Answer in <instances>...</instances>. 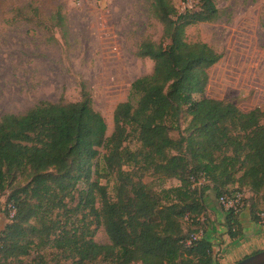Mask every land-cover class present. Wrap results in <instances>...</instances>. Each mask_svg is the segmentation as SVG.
Instances as JSON below:
<instances>
[{"label": "trees", "instance_id": "16d2710c", "mask_svg": "<svg viewBox=\"0 0 264 264\" xmlns=\"http://www.w3.org/2000/svg\"><path fill=\"white\" fill-rule=\"evenodd\" d=\"M192 1L181 12L171 0H150L161 38L142 40L135 55L150 60L152 72L116 105L109 137L84 85L78 102H39L1 116L0 195L16 186L7 198L14 215L0 231V262L49 264L42 254L26 262L47 247L59 255L54 264H213V243L204 237L188 243L203 226L197 219L208 211L205 192L220 198L247 190L264 200V106L243 112L204 96L208 71L222 55L188 42L185 32L216 22L220 12L213 0ZM51 20L63 27L59 9ZM130 139L137 150L124 146ZM101 173L116 177L113 200L91 179ZM148 175L179 186L157 193L144 182ZM255 208L251 221L264 225ZM227 212L223 221L234 240L241 233L234 229L237 214ZM98 227L108 244L94 241Z\"/></svg>", "mask_w": 264, "mask_h": 264}, {"label": "rangeland", "instance_id": "374dc122", "mask_svg": "<svg viewBox=\"0 0 264 264\" xmlns=\"http://www.w3.org/2000/svg\"><path fill=\"white\" fill-rule=\"evenodd\" d=\"M171 1L181 12L195 5L192 0ZM213 1L220 12L219 19L188 27L185 32L188 42L205 43L222 55L208 71L204 96L231 102L243 112L263 108L264 0ZM58 9L63 27L51 20ZM149 9L150 0H0V118L5 114H23L39 102H78L84 85L93 108L105 120L109 137L116 105L128 99L130 86L136 79L152 72L153 63L135 55L142 40L149 38L158 43L161 38L162 27L150 16ZM124 146L135 151L139 144L130 139ZM126 169L131 170L132 166ZM91 179L97 180L106 188L108 197L114 199L117 184L114 175L94 174ZM143 180L157 193L179 186L174 179L159 182L152 175ZM18 181L24 184L23 179ZM15 186L0 195V231L11 219L7 198ZM83 187L79 184V188ZM232 195L240 197L234 226L241 232L237 239L228 236L223 221L228 210L211 190L204 194L208 211L198 216L204 221L199 226L202 237L211 231V226L216 228L214 253L219 255V264H234L264 249L251 244L242 251L237 247L239 240L251 236L250 228L244 233L241 223L244 224L243 214L248 212L250 217L252 203L260 222L264 219L263 197L255 198L247 190ZM215 213L219 214V221ZM183 227L193 230L185 220ZM217 228L223 232L218 234ZM223 235L229 238L226 245ZM94 241L109 243L103 227L96 229ZM55 253L47 247L37 248L26 262L42 254L47 263L54 264L59 261V255L53 257Z\"/></svg>", "mask_w": 264, "mask_h": 264}, {"label": "crops", "instance_id": "0c3cea01", "mask_svg": "<svg viewBox=\"0 0 264 264\" xmlns=\"http://www.w3.org/2000/svg\"><path fill=\"white\" fill-rule=\"evenodd\" d=\"M216 219L219 221V214L215 213ZM243 219H244V224L241 223L242 227H243V231L245 232H249L248 230H246L248 227L250 228V235L249 237L245 236L243 237L241 240L238 241L237 243V247L241 248L240 251H242L245 247H247V244H251L254 246H257V248L259 249H263L264 247V225L263 226H256L250 219L248 212L243 214ZM241 222V221H240ZM256 230V232H254ZM223 230L221 228H217V233L220 234L222 233ZM260 232L261 234L258 235L257 233ZM255 235V236H254ZM204 238H207L211 243L215 244L217 243V236L215 234V232H211L209 231ZM223 242L226 243L229 241L228 236L223 235ZM236 245V244H235ZM244 245V246H243ZM223 246V245H222ZM221 246V252L220 254L224 253V249ZM215 248V247H214ZM214 250V249H213ZM246 252V251H243ZM219 255H217L215 262H213V264H219ZM225 262V261H224ZM224 264V263H223Z\"/></svg>", "mask_w": 264, "mask_h": 264}, {"label": "built area", "instance_id": "2783aa9c", "mask_svg": "<svg viewBox=\"0 0 264 264\" xmlns=\"http://www.w3.org/2000/svg\"><path fill=\"white\" fill-rule=\"evenodd\" d=\"M202 183V181L200 180V182L197 183V185H200ZM239 201H240V197L238 195H231V197H226V196H222L219 198V202L222 205V207H224L227 210H232L234 212L238 211V205H239ZM8 210L10 212V217L12 218L15 212L14 207L11 204L7 205ZM198 221H201V219H197ZM202 232H200L199 235H192L190 240L188 241V243H190V241H194L197 240L199 238H202Z\"/></svg>", "mask_w": 264, "mask_h": 264}, {"label": "water", "instance_id": "95a60500", "mask_svg": "<svg viewBox=\"0 0 264 264\" xmlns=\"http://www.w3.org/2000/svg\"><path fill=\"white\" fill-rule=\"evenodd\" d=\"M234 264H264V249L253 253Z\"/></svg>", "mask_w": 264, "mask_h": 264}]
</instances>
